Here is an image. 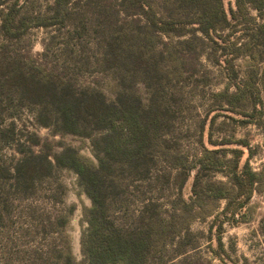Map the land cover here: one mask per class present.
<instances>
[{
  "label": "rangeland",
  "instance_id": "1",
  "mask_svg": "<svg viewBox=\"0 0 264 264\" xmlns=\"http://www.w3.org/2000/svg\"><path fill=\"white\" fill-rule=\"evenodd\" d=\"M2 1L0 133L7 132L14 121L15 135L10 140L0 138V175L7 173L0 200L8 207L4 217L0 215V264H28L30 256L61 245L60 231L69 236L79 264H86L81 250L87 226L83 208L91 200L78 176L56 168L31 187L30 180L25 185L16 183L13 168L29 148L33 154L45 152L53 160L54 154L69 146L95 160L90 139L56 132L53 118L48 126L42 125V117H35L38 104L27 95L19 97L27 93L23 89L27 76H40L42 71L69 78L76 87L93 82L105 86L109 75L99 62H105L103 52L116 26L131 18L118 14L120 0H69L66 16L55 14L56 0ZM224 2L227 9L234 6V0ZM8 13L14 19L13 27L4 25ZM236 30L222 32L231 34L224 41L219 39L218 48L206 40L185 54V75L169 90V162L153 159L150 181L142 175L127 177L118 189L121 193L113 196V217L126 227L137 223L149 196L165 203L176 226L185 224L167 250L156 253L153 264H264V181L250 195L247 183H229L236 160L241 180H245L241 171L246 162L252 171L264 175V105L256 102L259 97L264 100L263 87L256 80L264 62L231 54L233 42L243 33ZM148 37L157 39L151 32ZM249 37L243 36L241 41ZM161 38L169 41L167 36ZM224 50L228 54L221 56ZM134 88L146 98L142 82ZM225 192L229 197L221 198ZM227 205L228 211L223 212ZM209 211L213 214L203 215ZM66 216L68 221L62 225L60 220ZM191 216L196 217L190 221Z\"/></svg>",
  "mask_w": 264,
  "mask_h": 264
},
{
  "label": "trees",
  "instance_id": "2",
  "mask_svg": "<svg viewBox=\"0 0 264 264\" xmlns=\"http://www.w3.org/2000/svg\"><path fill=\"white\" fill-rule=\"evenodd\" d=\"M68 2L56 0L55 14L66 16ZM253 10L256 15L252 14ZM117 12L131 19L116 26L114 36L104 49L105 62L99 64L109 75L105 86L93 82L76 87L69 78L42 71L40 76L34 73L27 76L23 87L27 93L19 97L27 95L38 104L35 117H42V125L48 126V120L53 118L58 126L56 132L89 138L95 160L69 146L54 154L53 160L47 153L33 154L29 148L13 168L14 180L19 185L30 180L33 187L53 169L73 171L91 200V205L83 208L87 226L82 232L81 250L86 264H153L156 253L165 252L181 235L185 224L176 226L175 216L164 208L165 203L149 196L143 202L137 223L126 227L113 217L116 211L113 196L121 193L118 189L127 177L133 179L142 175L150 181L153 159L169 162V139L166 138L172 117L169 90L185 75L183 62L187 52H193L206 40L218 48L219 39L224 41L231 34L224 36L222 32L242 25L236 30L243 33L233 42L231 54L249 56L258 64L264 62V0H234V6L228 9L224 0H120ZM4 19L5 26H14L9 13ZM149 32L157 39L150 40ZM163 35L169 41H163ZM246 35L250 36L249 40L242 42ZM224 51L221 56L228 54ZM256 80L264 91V66L261 77ZM137 82L144 84L146 98L134 88ZM256 102L264 105L260 97ZM6 128L8 131L0 133V138L14 139V121ZM38 141L33 140L36 144ZM235 162L234 177L229 183H247L249 195L259 190L264 175L261 177L252 171L246 162L241 171L245 180H241L237 176V160ZM6 175H0V189ZM227 192L221 194V198H228ZM7 208V202L0 200L1 216L4 217ZM228 209L227 205L223 212ZM234 211H231L232 217ZM210 214L213 211L203 215ZM194 217L191 216L190 221ZM67 221L66 216L60 223L65 225ZM64 232L60 231L63 237L60 246L51 245L46 254L30 256L28 264H79L69 236ZM6 263L13 264L12 261Z\"/></svg>",
  "mask_w": 264,
  "mask_h": 264
}]
</instances>
